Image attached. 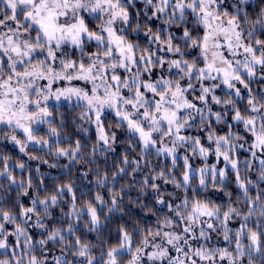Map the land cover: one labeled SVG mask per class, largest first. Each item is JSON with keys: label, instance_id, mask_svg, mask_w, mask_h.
<instances>
[{"label": "trees", "instance_id": "1", "mask_svg": "<svg viewBox=\"0 0 264 264\" xmlns=\"http://www.w3.org/2000/svg\"><path fill=\"white\" fill-rule=\"evenodd\" d=\"M119 1L127 12L121 25L108 26L105 13L84 7L67 22L80 23L82 37H122L121 50L134 44L150 59L145 75L164 82L155 92L162 103L147 105L134 125L105 112L107 131L117 133L111 146L101 144L95 115L79 100L49 104L51 118L32 132L43 146L1 126L0 241L10 247L0 249V264H197L192 251L199 249L208 250L199 263L264 264V62L251 74L237 67L231 80L209 74L215 46L200 5ZM34 3H0L1 41L49 37L38 12L27 16ZM217 13L238 41L218 39L227 57L264 48V0H222ZM83 40L58 54L77 68L96 57L123 60L116 45ZM0 47V76L7 77ZM167 91L177 95L170 118Z\"/></svg>", "mask_w": 264, "mask_h": 264}, {"label": "rangeland", "instance_id": "2", "mask_svg": "<svg viewBox=\"0 0 264 264\" xmlns=\"http://www.w3.org/2000/svg\"><path fill=\"white\" fill-rule=\"evenodd\" d=\"M33 1L37 3L31 4L33 10H28L27 16L32 18L31 15L35 11L38 13L42 11L46 17L37 22L40 21L39 24L46 28L45 31L49 37H11L7 38V42L0 40L1 45L5 44L4 51L11 66L7 77L0 76V127L9 126L17 129L25 136L27 145L43 146L45 143L32 132L40 126L42 121L51 118L48 111L49 104L64 100H79L94 113V123L98 128L101 144L111 146L110 140L115 138L117 133L114 131L112 134L107 131L104 113L111 110L117 114L121 122L134 125V120L145 113L147 105L162 103L155 92L162 94L158 92V88L164 82L145 75L150 71L147 65L150 59L148 56L137 55L138 50L133 47L134 44L122 43L121 50V44L117 41L123 40L122 37H90L91 34L88 35L89 37H82V25L67 21L69 15H72V12L79 7L87 8L88 13L98 10L105 13L108 26L121 25L127 18V12L118 4L119 0L118 2L113 0H0V3L15 9L21 4L29 5ZM221 1L178 0L175 6L182 10H194L200 5L202 13L199 15L204 17L205 26L209 31V44L212 49L215 46V50L208 54L209 59L204 71L231 80L237 67L242 69V73L251 74L255 71V65L264 62V48L260 45L251 46L252 48L245 46L247 49L239 50L237 54L228 55V57L222 53V42L217 44L218 39L222 41V39L232 38L235 41L234 44L238 41L236 37L228 35L233 30L232 24L226 28L225 25L223 27L221 25L222 22L225 23V20L228 22L217 13ZM83 38L94 39L102 44L108 41L111 45H116L123 60L113 59L110 62H104L100 57H96L89 66L77 68L74 59L66 60L58 54L63 51V45L83 46ZM256 49L260 52L255 53ZM114 52L111 50L108 55L112 56ZM38 55L43 57L38 63L26 65L24 70L17 68ZM165 94L164 103L167 107L163 113L165 117L170 118V106L176 102L177 95L171 97L169 91ZM144 138L147 140L146 135ZM20 146L24 148L23 144ZM9 247L6 240L0 241V249ZM207 252L208 250L203 249L193 250L192 254L198 258L193 257V260L197 261V264H206L205 260L200 263L199 260L205 258ZM185 253L189 260L191 252ZM198 253H200L199 256Z\"/></svg>", "mask_w": 264, "mask_h": 264}, {"label": "crops", "instance_id": "3", "mask_svg": "<svg viewBox=\"0 0 264 264\" xmlns=\"http://www.w3.org/2000/svg\"><path fill=\"white\" fill-rule=\"evenodd\" d=\"M35 10V9H34ZM44 16H45V14H42L41 12L40 13H38V17H40V18H42V19H44ZM46 17V16H45Z\"/></svg>", "mask_w": 264, "mask_h": 264}]
</instances>
